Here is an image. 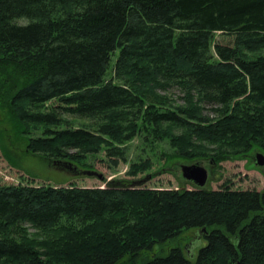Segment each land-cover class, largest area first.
<instances>
[{
	"label": "trees",
	"instance_id": "obj_1",
	"mask_svg": "<svg viewBox=\"0 0 264 264\" xmlns=\"http://www.w3.org/2000/svg\"><path fill=\"white\" fill-rule=\"evenodd\" d=\"M216 32L257 36L238 41L235 66L209 69L219 83L171 44ZM263 70L264 0H0L10 136L53 169L89 175L103 153L131 177L0 184V264H191L179 243L167 248L190 229L206 242L194 264H264V188L147 187L135 177L151 160L128 159L136 138L141 151L168 144L166 161L264 153Z\"/></svg>",
	"mask_w": 264,
	"mask_h": 264
},
{
	"label": "rangeland",
	"instance_id": "obj_2",
	"mask_svg": "<svg viewBox=\"0 0 264 264\" xmlns=\"http://www.w3.org/2000/svg\"><path fill=\"white\" fill-rule=\"evenodd\" d=\"M256 37V35L226 34L223 32L208 33L206 36L174 33L171 37V44L175 51L180 49L188 51L190 56L200 65L202 75L209 76L213 78L214 82L219 83V76H221L219 74L223 73H217L209 69L230 64L235 66V48L238 41ZM122 48H124V45L115 46V49L110 51L109 77L114 75V71L118 67L120 60H122ZM156 62L160 63L159 59H156ZM261 75V81L264 84V70ZM158 92L162 94V91ZM163 95L171 99L174 104H181L182 93L179 88L170 87ZM205 108L207 112L209 107L206 106ZM63 116L67 119H72L69 115L64 114ZM7 120L5 112L0 110V184H76L93 187L104 186V180H130L131 178L126 175L129 164L120 162L118 166L111 167L103 153H100L99 157L92 160L94 164L92 170L102 174V180L95 175H79L71 170L53 169L42 158L30 155L24 151V144L20 138L15 135L10 136ZM75 122L74 125H77L78 121ZM142 146L138 143L137 138L130 142L128 159L133 161L139 157H147L151 160V169L135 177L137 180H141V185L143 186L190 189L193 186L182 176V166L199 164L207 170V181L203 186L205 188L216 189L224 183H227L233 189L262 190L264 188V165L258 166L255 164V155L257 153L264 155V153L258 149H254L245 157L236 159L213 157V153L208 150V155L202 159L166 161L165 153L170 150L168 144L158 145L155 152L150 151L147 147L144 151H141L140 148ZM30 232L33 231L30 230ZM175 243H179L184 250V256L190 260L191 264H194L198 249L205 245L206 242L198 229H190L180 236L179 241L168 243L167 248Z\"/></svg>",
	"mask_w": 264,
	"mask_h": 264
},
{
	"label": "water",
	"instance_id": "obj_3",
	"mask_svg": "<svg viewBox=\"0 0 264 264\" xmlns=\"http://www.w3.org/2000/svg\"><path fill=\"white\" fill-rule=\"evenodd\" d=\"M255 164L258 166L264 165V155L257 153L255 155ZM182 176L197 187H203L207 181V170L199 164H193L189 166H182ZM89 175H95L99 179H103L102 174L95 171L88 172Z\"/></svg>",
	"mask_w": 264,
	"mask_h": 264
}]
</instances>
